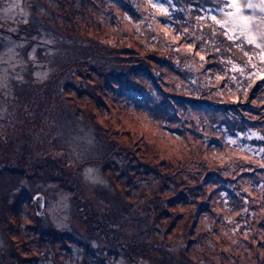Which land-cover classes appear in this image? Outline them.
I'll return each mask as SVG.
<instances>
[{
    "label": "rangeland",
    "instance_id": "374dc122",
    "mask_svg": "<svg viewBox=\"0 0 264 264\" xmlns=\"http://www.w3.org/2000/svg\"><path fill=\"white\" fill-rule=\"evenodd\" d=\"M171 2L0 0V264H264V80Z\"/></svg>",
    "mask_w": 264,
    "mask_h": 264
},
{
    "label": "snow or ice",
    "instance_id": "6c2138e0",
    "mask_svg": "<svg viewBox=\"0 0 264 264\" xmlns=\"http://www.w3.org/2000/svg\"><path fill=\"white\" fill-rule=\"evenodd\" d=\"M18 0H12V7L14 8ZM148 3L151 5L156 12L163 17H166L168 20H171L172 13L169 10V6L172 5L171 0H148ZM168 5V6H166ZM12 9H9L11 11ZM23 10L21 9V12ZM202 15L196 16L197 25L200 28L207 27L211 30V35L216 36L219 32L220 35L225 37L227 40L232 41L236 48L240 49L244 56L247 57V62L241 66L240 64L235 63L233 60L229 59L227 61L221 60L220 63H227L232 65L230 71L239 72L242 76H245L246 80L253 81V78L264 80V74L258 75V73H264V67H257V64L252 63L253 56L250 55L247 51H244V45L253 46L254 49H259V63L264 65V0H216V6L214 10H204ZM213 12L215 14H213ZM129 19H131L129 17ZM210 21V23H208ZM27 23V20H25ZM163 30L166 34H169L170 27L166 23L163 27ZM183 35L187 38L192 35L187 28L183 30ZM180 38V33L178 32L176 36L172 37L175 41ZM199 39L201 44H207V41H204L202 37H196ZM215 43V41H211ZM186 52H192L196 45L194 42H190L184 46ZM179 51V49H177ZM231 49H229L230 51ZM200 51H196V56L200 57L201 61L205 60V56L201 55ZM216 52H219V47L215 48ZM3 61L0 60V63ZM251 65L253 71H250L245 75V70ZM203 67V64H201ZM2 73V70H0ZM224 77L218 76L217 79H223ZM20 79V77H17ZM231 80L236 81L238 87H240V82L237 81L235 76L230 77ZM3 75H0V86H2ZM254 82V81H253ZM247 92L245 90V96ZM264 140V137H259ZM235 143V141H233ZM260 151L264 152V149ZM261 167H264V164H261Z\"/></svg>",
    "mask_w": 264,
    "mask_h": 264
},
{
    "label": "water",
    "instance_id": "95a60500",
    "mask_svg": "<svg viewBox=\"0 0 264 264\" xmlns=\"http://www.w3.org/2000/svg\"><path fill=\"white\" fill-rule=\"evenodd\" d=\"M34 202L36 207H39V205L42 203V195L34 196Z\"/></svg>",
    "mask_w": 264,
    "mask_h": 264
},
{
    "label": "flooded vegetation",
    "instance_id": "af4514ba",
    "mask_svg": "<svg viewBox=\"0 0 264 264\" xmlns=\"http://www.w3.org/2000/svg\"><path fill=\"white\" fill-rule=\"evenodd\" d=\"M33 202H34V199H33ZM34 205H35V202H34ZM36 206V205H35Z\"/></svg>",
    "mask_w": 264,
    "mask_h": 264
}]
</instances>
